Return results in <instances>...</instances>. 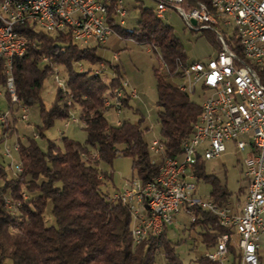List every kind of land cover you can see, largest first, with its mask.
I'll return each mask as SVG.
<instances>
[{
  "label": "trees",
  "instance_id": "16d2710c",
  "mask_svg": "<svg viewBox=\"0 0 264 264\" xmlns=\"http://www.w3.org/2000/svg\"><path fill=\"white\" fill-rule=\"evenodd\" d=\"M101 1L106 4V0ZM193 1L183 0L181 5L190 7ZM116 2L109 0L106 4L108 22L116 34L158 48L160 62L169 72L173 66L177 67L178 61L188 62L170 25L156 16L152 8L137 4L139 23L125 28L114 18ZM17 31L26 45L23 53L12 57L10 65L16 107L18 103L26 107L37 105L40 123L33 132L43 136V129L54 118H67L75 105L85 136L83 141L61 136V147L47 139L45 147L40 148L33 135H25L23 142L17 141L21 171L7 175L0 163V264H220L205 252L213 249L221 232L226 231L231 237L234 232L202 209L195 208L194 219L189 220V228L194 229L203 248L199 254L184 260L174 249L184 238L170 240L166 226L157 236L134 243L129 233L128 210L119 200L110 199L108 190L103 188L110 175L98 167L100 160L110 163L114 156L121 155L130 158L132 177H137L139 183L157 175L163 159L177 156L182 151V142L192 135L199 103L166 80L172 76L170 73L152 66L158 138L165 146V155L154 160L143 138L141 118L136 122L123 119L109 123L103 114L104 96L110 95L112 87H118L122 78L116 62L110 64L113 71L110 78L93 73L90 66L76 69L72 63L80 58L90 63L102 59L94 53V46L78 44L67 32L36 30L27 23L17 24ZM213 46L215 50L219 47L216 38ZM235 52H239L237 45ZM1 64L0 59V85L4 86ZM52 65L65 69L64 86H55L53 100L45 106L39 90L43 77L52 73ZM4 97L10 107L13 102L7 90ZM128 97L123 90L120 107L127 105ZM7 127L4 124L0 128V138L5 136ZM193 158L195 163L190 169L194 178L211 183L208 198L226 205L229 191L216 177L203 172L199 152ZM3 196L13 204L18 202L13 213L3 207ZM47 204L52 218L49 224L45 217ZM226 255L230 256L229 264L237 263L239 253L231 241L227 243Z\"/></svg>",
  "mask_w": 264,
  "mask_h": 264
},
{
  "label": "built area",
  "instance_id": "2783aa9c",
  "mask_svg": "<svg viewBox=\"0 0 264 264\" xmlns=\"http://www.w3.org/2000/svg\"><path fill=\"white\" fill-rule=\"evenodd\" d=\"M182 1L156 0L154 13L161 17L166 5H176L175 9L188 28L209 30L220 27L214 32L219 46L214 54L204 60L188 61V68L173 66L170 72L162 63V71L172 76L189 75L187 87H179V82L175 84L179 90H190L191 93L198 86L208 91L198 102L199 112L192 122L195 125L194 139L188 140L183 152L175 156L174 162H168L160 176H151L146 183H138V178L132 177L120 189L108 191L109 196L126 206L129 233L134 243L157 236L161 231L160 219H167L170 223L180 208L189 215V220H193L197 208L215 215L218 224L231 228L236 234L233 240L228 232H221L213 249L205 252L207 257L219 258L220 264H225L227 243L231 241L239 253L236 264H258L257 250L259 247L264 249V241L259 242L264 234V0H194L190 7L182 6ZM200 2H207V9H200ZM208 8H217L221 20L212 19ZM113 11L123 22V6H113ZM21 23L45 32H67L81 45H87L89 39L101 43L108 34L115 33L104 19V7L95 5V0H0V59L5 87L14 103L17 99L10 65L12 57L25 49L26 41L17 31V24ZM228 27H231L230 32ZM236 45L238 53H245V60H238ZM112 59H115L114 53ZM111 63L100 59L91 70L110 78L113 76ZM52 73L55 86H63L64 78L58 76L56 65H52ZM126 87L127 81L121 79L118 87H112L116 113L120 109L123 90L129 97L135 95L133 88ZM17 107L24 119L26 106L18 103ZM227 141L238 149L248 148L241 162V174L245 180L243 201L235 211L227 205L194 195L196 184L190 169L195 163L193 150H200L203 161L218 156ZM12 148L16 150V143ZM164 148L158 137L147 141V149L158 159L165 155ZM3 154L9 156L6 145ZM7 165L12 174L21 171L18 161ZM139 189H147L152 210L140 207ZM20 195L25 197L23 192ZM2 204L12 213V203H8L5 196Z\"/></svg>",
  "mask_w": 264,
  "mask_h": 264
},
{
  "label": "rangeland",
  "instance_id": "374dc122",
  "mask_svg": "<svg viewBox=\"0 0 264 264\" xmlns=\"http://www.w3.org/2000/svg\"><path fill=\"white\" fill-rule=\"evenodd\" d=\"M125 14L123 16V27L132 28L139 23V12L137 4L150 8H155L156 0H120ZM176 5H166L165 9L161 13V20L170 25L173 34L178 38L181 43L185 60H204L208 56L215 53V47L213 46L215 38V30L219 29V26L212 27L209 30L203 29H190L185 24L183 18L179 12L175 9ZM38 30V27H35ZM227 31H231V27L227 28ZM88 44L94 46V53L100 56L103 60H109L110 62H116L119 66V70L122 73L121 80L127 81V87L135 90V95L128 97L127 105L120 107L119 112L116 113L114 105L107 106L103 114L109 123H116V120L127 119L131 122H136L139 118L140 126L144 128L143 138L148 141L152 137H158V123L155 119V87L154 77L152 74V66H159L162 70V63L158 57L159 49L155 48V51L148 43L135 42L130 38H122L116 33L111 32L107 35L105 40L101 43H97L93 39H89ZM148 47L149 50H146ZM114 53L115 59H112ZM73 67L78 69L81 66L95 67L96 62L90 63L88 60L80 58L72 63ZM58 76L65 75V69L57 65ZM166 80L172 84L181 82L182 77L179 76H167ZM55 81L53 79V73H47L41 83L39 95L41 101L45 106H48L53 100ZM6 87L0 85V128L7 124L8 127L5 131V136L0 138V163H2L6 170L7 175H11L12 171L7 165L8 162L14 163L18 161L17 151L12 148L13 144L18 140L23 142L25 135L34 136L33 129L36 124L40 123L38 116V108L36 104H32L26 107V117L23 119L20 117L19 107H16L13 102L11 106L4 97ZM207 90L195 88L194 91L188 94L190 99L200 102L202 97L207 93ZM74 117V120H71ZM67 122L64 125V122ZM61 136H66L74 140L83 141L85 132L80 127V121L78 119V110L74 105L69 110V117L64 119L54 118L51 125L43 129V136L35 135L34 140L40 148H44L46 140H53L59 147L62 146ZM9 148V156H5L4 146ZM247 146L243 149L236 148L230 141L225 143V149L218 156L203 160L202 170L205 173L211 174L217 178V180L224 184L225 188L229 191L227 196V205L232 206L235 203L241 201V188L245 184V180L241 174V162L247 154ZM150 157L155 159L154 155L150 152ZM159 160V159H158ZM98 167L102 170L108 171L110 178L104 181L103 188L108 191L120 189L127 180L134 176V171L130 167V158L127 156H114L110 163L99 161ZM196 186L193 194L205 199L208 195V191L211 187V183L207 180L199 178H193ZM49 205L45 208L46 223H51L52 218L48 214ZM167 237L175 241L178 238H184L180 244L175 245V251L179 252L181 257L186 260L193 255H197L202 252L197 234L194 229L189 228V215H187L182 208L179 209L176 216L167 225L166 229ZM264 237V235H263ZM236 238V234H233L232 239ZM264 241V238H260L259 242ZM194 244V248L190 246ZM259 253L261 254V263L264 264V249L259 247ZM225 264H229V255ZM259 264V263H258Z\"/></svg>",
  "mask_w": 264,
  "mask_h": 264
},
{
  "label": "bare ground",
  "instance_id": "6f19581e",
  "mask_svg": "<svg viewBox=\"0 0 264 264\" xmlns=\"http://www.w3.org/2000/svg\"><path fill=\"white\" fill-rule=\"evenodd\" d=\"M116 1L117 2L115 4V6H122L120 0H116ZM95 5H97L98 7H104V19L108 20V6L105 3H103L101 0H95ZM200 9H207V2H200ZM113 13H114V11H113ZM208 15L214 20H221V12L217 8H208ZM114 18L119 25L123 24V22H121V18L119 17L118 14H114ZM240 54H241V56L239 57V53H238V60H245V53H240ZM177 68H188V62L186 64H183L180 61H178ZM179 77H180V75H179ZM181 77H182V80H181V82H179V87H187L189 84V75H181ZM63 86H64V81H63ZM182 91L190 93V90H182ZM103 105L106 107L109 105H114V92L111 91L110 95L104 96ZM73 120H74V117H73ZM194 134H195V125L193 124V133L189 138H186L182 142V144H181L182 151H180V152H183L184 146L186 143H188V140L194 139ZM17 147H18V145L16 142V150H17ZM9 152L11 153V151H9ZM195 152H199L200 155L202 156L200 150H193L192 151V158H193V154ZM161 156H160V158H161ZM174 160H175V157L164 158L163 161L160 163L158 173L155 176H160L161 173L164 172L166 166L168 165V162H174ZM193 160L195 162L194 158H193ZM146 182L147 181H145L144 183H146ZM138 183H139V179H138ZM5 199L8 200V203H12V213H13L15 210V208H14L15 203L13 204V202L6 196H5ZM139 205L141 208H145V210H152V202L148 197L147 189H139ZM166 225H168L167 219H160V229L164 228V226H166ZM212 259H218L219 260V258H212Z\"/></svg>",
  "mask_w": 264,
  "mask_h": 264
},
{
  "label": "crops",
  "instance_id": "0c3cea01",
  "mask_svg": "<svg viewBox=\"0 0 264 264\" xmlns=\"http://www.w3.org/2000/svg\"><path fill=\"white\" fill-rule=\"evenodd\" d=\"M153 9V11H154V8H152ZM89 45V44H88ZM91 46V45H90ZM131 88H133V87H131ZM126 89H129V88H126ZM117 121V120H116ZM119 121V120H118ZM227 142H229V141H227ZM232 143V142H231ZM247 148V147H246ZM225 149V148H224ZM247 151L246 152H248V148L246 149ZM224 151V150H223ZM154 157H155V159L154 160H157L158 158H157V156L156 155H154ZM241 201L240 202H238V203H235L234 205H232V206H228L227 204V206L230 208V210L231 211H235V210H238L239 209V207H240V205L242 204V201H243V192H244V186H243V188L241 189ZM206 198H208V195H207V197ZM176 216V215H175ZM174 216V217H175ZM166 229H167V225H166ZM263 235L264 234H262L261 236H262V238H264L263 237ZM166 236H167V234H166ZM261 236H260V238H261ZM260 238H259V240H260ZM263 242V241H262ZM259 249V248H258ZM257 252H258V263L260 264L261 263V254L259 253V250H257Z\"/></svg>",
  "mask_w": 264,
  "mask_h": 264
},
{
  "label": "water",
  "instance_id": "95a60500",
  "mask_svg": "<svg viewBox=\"0 0 264 264\" xmlns=\"http://www.w3.org/2000/svg\"><path fill=\"white\" fill-rule=\"evenodd\" d=\"M190 21L193 23L194 22V20L193 19H190Z\"/></svg>",
  "mask_w": 264,
  "mask_h": 264
}]
</instances>
